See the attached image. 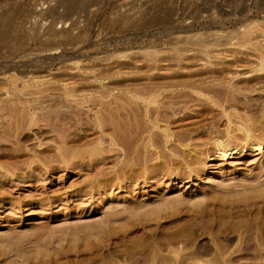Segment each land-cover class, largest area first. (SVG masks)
<instances>
[{
	"label": "rangeland",
	"instance_id": "rangeland-1",
	"mask_svg": "<svg viewBox=\"0 0 264 264\" xmlns=\"http://www.w3.org/2000/svg\"><path fill=\"white\" fill-rule=\"evenodd\" d=\"M262 44L264 0H0V116L8 122L0 120V264H264V185H257V178L264 184V144L259 151L240 146L237 155L219 157L212 137L206 135L184 142L174 137L164 140V133H178L181 128L184 133H242L239 128L247 121L251 133L264 142V68L258 67L259 57L264 56ZM233 74L237 76L234 83L252 85L254 92L235 97L218 89L213 94L216 88L211 84L201 87L208 89L203 96L184 89L179 91L186 93L184 97L173 95V99L166 92L158 104L173 99L181 112L177 119L165 112L168 119L166 115L159 118L156 133L151 124L144 123L142 112L143 116H136L139 123L135 117H130L134 122L128 118L125 106L131 100L121 98L120 102L115 96L91 102L104 116L102 129L92 123L94 111L82 110L60 91H50L53 97L45 93L50 96L40 97V103L56 98L54 110L59 109L62 124L49 119L44 109L37 116L41 121L29 128L30 114L24 109L27 97L6 99L7 87L14 83L21 87L32 78L52 88L72 82L95 88L100 83L135 85L138 80L152 84L181 82L182 78L183 82L204 77L220 80ZM140 81L136 86L148 84ZM217 104L226 106L236 118L223 116ZM78 107L81 111L76 113ZM69 112L79 117L70 118ZM128 120L134 124L130 126ZM9 122L21 123L22 129ZM114 122L123 124L122 132ZM6 126L7 132L13 131L3 133ZM56 126L64 127L52 132ZM132 126L143 133H134ZM148 126L155 134L152 146L148 145ZM129 127L132 133L126 131ZM151 151L154 154L149 155ZM206 155L212 160L205 159ZM168 181L169 185L164 184ZM248 184L256 188L252 194L244 193ZM239 194L257 198L236 203Z\"/></svg>",
	"mask_w": 264,
	"mask_h": 264
},
{
	"label": "bare ground",
	"instance_id": "bare-ground-1",
	"mask_svg": "<svg viewBox=\"0 0 264 264\" xmlns=\"http://www.w3.org/2000/svg\"><path fill=\"white\" fill-rule=\"evenodd\" d=\"M246 41V40H245ZM250 41V40H249ZM262 46H263V44H262ZM264 47V46H263ZM258 49V48H257ZM256 53H257V51H256ZM149 54V53H148ZM263 54V53H262ZM150 55H152V53L150 54ZM148 57V56H147ZM150 57V56H149ZM259 57V56H258ZM151 58H152V56H151ZM151 58H150V60H151ZM154 58V57H153ZM156 58H157V56H156ZM219 58V57H218ZM222 59V58H221ZM227 59V58H226ZM241 59V58H240ZM256 59H258V58H256ZM154 60H156V59H154ZM158 60V59H157ZM223 60V59H222ZM227 60H229V59H227ZM235 60V59H234ZM247 60V59H246ZM146 61V60H145ZM144 61V62H145ZM243 61V60H242ZM257 61V60H256ZM255 61V62H256ZM258 61H260V64H259V69H260V71L264 68L263 67V65H264V63H263V61H264V56H260L259 57V60ZM257 61V62H258ZM219 62V61H218ZM217 62V63H218ZM233 62V61H232ZM236 62V61H235ZM252 62V61H251ZM146 63V62H145ZM149 63V62H148ZM240 63V62H239ZM142 64V63H141ZM253 64V63H252ZM257 64V63H256ZM76 65V64H75ZM146 65V64H145ZM231 65V64H230ZM237 66V65H236ZM244 66V65H243ZM247 66H248V64H247ZM68 67V66H67ZM83 67V66H82ZM135 67V66H134ZM142 68V67H141ZM218 68V67H217ZM216 68V69H217ZM221 68V67H220ZM110 69V68H109ZM139 69H140V67H139ZM139 69L137 68V70L135 71V72H137L138 74L137 75H139V77H137V78H140V76L142 75V74H140V73H142V72H140L139 71ZM62 70V69H61ZM66 70V69H65ZM99 70V69H98ZM105 70H107V69H105ZM149 70V69H148ZM152 70V69H151ZM218 70V69H217ZM222 70V69H221ZM256 70H258V68L256 69ZM84 71H86V70H84ZM109 71V70H108ZM142 71V70H141ZM144 71V70H143ZM204 71V70H203ZM206 71V70H205ZM213 71V70H212ZM215 71V70H214ZM228 71V70H227ZM236 71V70H235ZM242 71H243V69H242ZM244 71H246V70H244ZM243 71V72H244ZM250 71V70H249ZM263 71V70H262ZM64 72V71H63ZM73 72V71H72ZM88 72V71H87ZM98 72V71H97ZM128 72V71H127ZM140 72V73H139ZM149 72V71H148ZM154 72H155V70H154ZM154 72H152L151 71V73H154ZM166 72V71H165ZM164 72V73H165ZM173 72V71H172ZM178 71H176V73H177ZM181 72V71H180ZM179 72V73H180ZM207 72V71H206ZM209 72V71H208ZM225 72V71H224ZM238 72V71H237ZM240 72V71H239ZM251 72V71H250ZM65 73V72H64ZM71 73V72H70ZM109 73V72H108ZM114 73V72H113ZM130 73H131V70H130ZM158 73V72H157ZM187 73V72H186ZM202 73V72H201ZM212 73H215V72H212ZM220 73H222V72H220ZM229 73V72H228ZM231 73H232V71H231ZM252 73V72H251ZM253 73H255V72H253ZM263 73V72H262ZM72 74V73H71ZM98 74V73H97ZM110 74V73H109ZM128 74V73H127ZM136 74V73H135ZM144 74H146V76H147V73L145 72ZM143 74V75H144ZM159 74H161V73H159ZM171 74V73H170ZM174 74V73H173ZM172 74V75H173ZM188 74V73H187ZM203 74V73H202ZM206 74V73H205ZM226 74V73H225ZM230 74V73H229ZM237 74V73H236ZM240 74V73H239ZM239 74H238V77H239ZM104 75V74H103ZM111 75H113V74H111ZM111 75H110V77H111ZM148 75H151V74H148ZM211 75V74H210ZM210 75H208V76H210ZM213 75V74H212ZM216 75V74H215ZM215 75L213 76V78L215 77ZM234 75V74H233ZM35 76V75H34ZM77 76V75H76ZM86 76V75H85ZM126 76V75H125ZM136 76V75H135ZM145 76V75H144ZM143 76V77H144ZM146 76H145V78H146ZM152 76V75H151ZM157 76V75H156ZM159 76V75H158ZM165 76H167V75H165ZM164 76V77H165ZM170 76V75H169ZM183 76H185V74L183 75ZM192 76H193V74H192ZM203 76V75H202ZM205 76V75H204ZM217 76H219V74L217 75ZM224 76V75H223ZM246 76H248V74L246 75ZM57 77V76H56ZM70 77V76H69ZM81 77V76H80ZM109 77V76H108ZM114 77V75L112 76V78ZM119 77V76H118ZM143 77H142V79H143ZM175 77H176V75H175ZM186 77H188V76H186ZM197 77H199V76H197ZM228 77V76H227ZM237 76H235L234 75V77L232 76L231 77V75H230V77L227 79L226 77H224V78H221L220 80H216L215 78V80L213 79L212 80V78L211 79H207V78H202V79H199L198 81L196 80V81H194V79H192V78H195V77H192L191 79H192V81H190V82H188L187 81V79H186V81L185 82H183L184 80H183V78H182V80H181V82H179L180 80H178L177 82H176V80H175V82H173V81H171V82H167V84L166 83H157V84H152L153 82H149L148 83V81H146L145 80V82L146 83H148V84H145L146 85V87H144V85L142 86L140 83H145L144 81H140V80H138V81H140L138 84H140L139 86H141L140 88H139V86L137 87L136 86V83L138 82H136L135 83V85H134V83L132 84V85H130V83H129V85L131 86H129V85H127V84H119V82H121V81H119L118 83H116V84H119V85H114L113 87L111 86V87H109V86H106L105 84H99V83H97V81L98 80H96V83L97 84H99V85H97L98 87H95V88H89L88 86H78V84H81V83H78L77 84V86H73V82L70 84V86L68 85V84H66V85H64V86H60L59 88H58V85H57V88H55L54 87V85H53V87L54 88H52V87H47L46 86V84L44 85V84H42V83H40V79H37V78H32V79H34V81H31V79H30V81H24V84H23V86H19V85H15L16 83H14L11 87H7L6 88V99H9L10 101H12L14 98H16V97H20L21 98V96H22V98H24V97H27L26 99H28V102H29V104H28V108H24V109H27L26 110V112H27V115L28 114H30L29 116H30V119H29V128H32L31 126L32 125H37L40 121H39V119H38V115H39V111H44V109L45 110H47V112L46 111H44L45 113V115H46V113L48 114V117H50L49 119H54V120H56L57 122L58 121H60V119H61V115L59 114L60 112H58L59 111V109H58V111H56V110H54L55 108V105H56V101H54V100H56V98L54 99V100H52L53 102H51V103H47V100L46 99H48V97L51 95L49 92L50 91H60L61 93H63V95L65 96V98L67 99V100H71L72 102H75V104H77V106H79L81 109L83 108L84 110L86 109V111L87 112H93L94 113V118H93V122L92 123H94V125L96 126V127H98L99 129L101 128H104V126H105V123L103 124V117L101 116V111L100 110H98V109H100V108H98V109H96L95 110V108H96V106L94 107V105H92V107L94 108H92L91 107V102H93V103H96L95 102V98H97V99H99L100 100V102H101V100H106V99H108L109 97L110 98H113L114 96L115 97H117V99H118V101H122V99L121 98H123V100L124 99H127L128 101H132L131 103L132 104H130L128 101H124V102H127L128 103V107L127 106H125L126 108H129V109H127L125 112L127 113L128 112V115L127 116H129L128 118L129 119H131L132 121H133V119L134 118H130L131 116L132 117H135V120H137V118H136V116H138V115H142V113H143V115H144V118L146 119V122H144V123H147L146 125H148V124H151L150 126H152V129H154L153 131H155V128H157V125H158V122L160 121L159 120V118L161 117V119H162V117H164V115H166V114H168V113H170L169 115L171 116H173V117H175L176 119H177V115L181 112H178V110H179V108H178V106L177 105H174V104H176V103H174V104H172V102H173V97L174 96H178V97H180V96H183L184 97V95L186 94H183V92H179V91H182V90H184V89H192V90H194L195 92L194 93H197L199 96H203L204 94H206V93H204V92H206V90H208V89H206L205 90V87L204 88H201L203 85H209V84H211V86L212 87H214V88H216V89H213L212 91H213V94H214V91L215 92H217V91H219V90H221V91H223V89L224 90H227L228 91V93L230 92L231 94H232V96H234L235 95V97H237L238 95H240V96H242L244 93H246L247 92V94H249L251 91H252V93L254 92V89H253V86L251 85V87H248V85H247V83H246V85L247 86H244L245 85V83L243 84V86L241 85H237L236 83H234V81H235V79L234 78H236ZM256 77H257V75H256ZM10 78H12V77H10ZM55 78V77H54ZM71 78V77H70ZM88 78V77H87ZM96 78H98V77H96ZM99 78H100V76H99ZM103 78V77H102ZM107 78V77H106ZM135 78V77H134ZM162 78V77H161ZM168 78V77H167ZM260 78V77H259ZM72 79V78H71ZM79 79V78H78ZM81 79H83V77L81 78ZM86 79V78H85ZM110 79V78H109ZM120 79V78H119ZM118 79V80H119ZM122 79V78H121ZM124 79V78H123ZM127 79V78H126ZM133 79V78H132ZM141 79V80H142ZM146 79H150L149 77L148 78H146ZM171 79V78H170ZM174 79V78H173ZM239 79V78H238ZM250 79V78H249ZM257 79V78H256ZM10 80V79H9ZM15 80V79H14ZM23 80V79H22ZM84 80V79H83ZM104 80V79H103ZM103 80L102 81H100V82H103ZM128 80V79H127ZM136 80V79H135ZM154 80V79H153ZM163 80V79H162ZM165 80V79H164ZM252 80V79H251ZM254 80H255V78H254ZM11 81V80H10ZM13 81V80H12ZM43 81V80H42ZM49 81V80H48ZM51 81V80H50ZM69 81V80H68ZM86 81V80H85ZM105 81V80H104ZM126 81V80H125ZM132 81V80H131ZM167 81V80H166ZM241 81V80H240ZM15 82V81H14ZM59 82V81H58ZM64 82V81H63ZM92 82V81H91ZM99 82V81H98ZM123 82H124V80H123ZM239 82V81H238ZM260 82H262V81H260ZM44 83V82H43ZM51 83V82H50ZM50 83H49V85H50ZM125 83V82H124ZM126 83H127V81H126ZM150 83H151V85H150ZM259 83V82H258ZM263 83V82H262ZM41 84V85H40ZM63 85V84H62ZM108 85H109V83H108ZM113 85V84H112ZM134 85V86H133ZM148 85V86H147ZM250 85V84H249ZM264 85V84H263ZM10 86V85H9ZM210 86V87H211ZM206 87H208L209 88V86H206ZM260 87V86H259ZM255 88V87H254ZM1 89V88H0ZM4 89V88H3ZM219 89V90H218ZM5 90V89H4ZM203 90H205L204 92H203ZM210 90H211V88H210ZM55 91V92H56ZM175 91H177V93H175ZM189 91V90H188ZM248 91H250V92H248ZM262 91V90H261ZM47 92H48V94H50L49 96L48 95H46L47 94ZM166 92H169V93H166ZM170 92H172V93H170ZM210 92V91H209ZM209 92H207V93H209ZM220 92V91H219ZM5 93V92H4ZM46 93V94H45ZM165 93H166V97L168 98V97H170V95L169 94H172L171 95V97L170 98H173L172 99V102L171 103H169L168 101V103L166 102V100L164 101V104H162L163 103V101H162V99L160 100V101H162V105H165V102H166V104H168L167 106H162V105H160V104H158L160 101L158 100V98L159 97H161V98H163V99H165L164 98V96H165ZM188 93V92H187ZM190 93V92H189ZM227 93V92H226ZM252 93H250V94H252ZM53 94V93H52ZM215 94H218V93H215ZM220 94V93H219ZM236 94H238L237 96H236ZM16 96V97H14L13 99H12V97L13 96ZM53 95H58V94H53ZM63 95L61 96V95H59L60 97H62V99H63ZM167 95H169V96H167ZM174 95V96H173ZM224 95V94H223ZM255 95V94H254ZM48 96V97H47ZM190 96V95H189ZM192 96V95H191ZM190 96V97H191ZM198 96V97H199ZM211 96V95H210ZM209 96V97H210ZM246 96V95H245ZM2 97H5L4 95L2 96ZM40 97H47L46 99H44L43 101H42V103H40L41 101V98ZM50 97H53L52 95L50 96ZM57 97V96H56ZM175 97V98H176ZM212 97H214V96H212ZM217 97H218V95H217ZM239 97V96H238ZM20 98H18L19 99V101H20ZM42 98V99H43ZM170 98H169V101H170ZM181 98V97H180ZM211 98V97H210ZM221 98V97H220ZM244 98V97H243ZM58 99V98H57ZM62 99H61V101H62ZM116 99V100H117ZM120 99V100H119ZM177 99V98H176ZM185 99V98H184ZM198 99V98H197ZM213 99V98H212ZM242 99V98H241ZM2 100V99H1ZM3 100H4V98H3ZM17 102H18V100L17 99H15ZM110 100V99H109ZM112 100V99H111ZM114 100L115 99H113V102H114ZM178 100V99H177ZM183 100V99H182ZM181 100V101H182ZM193 100V99H192ZM203 101H204V99H202ZM218 100V99H217ZM228 100V99H227ZM235 100V99H234ZM234 100H232V101H234ZM5 101V100H4ZM21 101H24V100H22L21 99ZM27 101V100H26ZM49 101V100H48ZM60 100L58 99V102H59ZM120 101V102H121ZM176 100H174V102H175ZM185 101V100H184ZM213 101V100H212ZM220 101H222L221 99H220ZM3 102V101H2ZM9 102V101H8ZM7 102V103H8ZM70 102V101H69ZM97 102H98V100H97ZM110 102H112V101H110ZM112 102V105L115 103H113ZM186 102V101H185ZM206 102H207V100H206ZM213 102H215V101H213ZM229 102V101H228ZM230 102H231V100H230ZM236 102V101H235ZM241 102V101H240ZM6 103V102H5ZM19 103V102H18ZM21 103V102H20ZM109 103V102H108ZM107 103V104H108ZM119 103V102H118ZM123 103V102H122ZM179 103H180V101H179ZM192 103V102H191ZM202 103V102H201ZM4 104V103H3ZM2 104V105H3ZM15 104V101H14V103H13V106H15L14 105ZM21 104H23V103H21ZM25 104H27V103H25ZM53 104H55V105H53ZM105 104V103H104ZM110 104V103H109ZM117 104V103H116ZM187 104V103H186ZM188 104H190V103H188ZM187 104V105H188ZM212 104V103H211ZM218 104H220V103H218ZM217 104V105H218ZM224 104V103H223ZM231 104V103H230ZM233 104V103H232ZM238 104V103H237ZM1 105V106H2ZM12 104L10 103V106H11ZM38 105H39V107H38ZM60 105V104H59ZM97 105V104H96ZM118 105V104H117ZM159 105V106H158ZM178 105H180V104H178ZM210 105V104H209ZM221 105V104H220ZM220 105H218V107H222V106H220ZM7 106V105H6ZM9 106V105H8ZM7 106V107H8ZM64 106H65V104H64ZM70 106V105H69ZM72 106V105H71ZM76 106V105H75ZM99 106V105H98ZM101 106V105H100ZM109 106V105H108ZM114 106H115V104H114ZM123 105H121V107H122ZM177 106V107H176ZM183 106V105H182ZM224 106V105H223ZM249 106V105H248ZM5 107V106H4ZM17 107V106H16ZM20 106H18V108H19ZM57 107V106H56ZM61 107V106H60ZM74 107V106H73ZM77 108L76 110H77V112L76 113H79L80 111H81V109L80 108ZM104 107V106H103ZM117 107V106H116ZM119 107V106H118ZM121 107H119V108H121ZM184 107H186V105L184 106ZM192 107H193V104H192ZM226 107V106H225ZM225 107H222L223 109L221 110L222 111V113L223 114H225V115H223V116H227L228 118H230V117H232V114L228 111L229 109H225ZM257 107V106H256ZM6 108V107H5ZM11 108V107H10ZM9 108V109H10ZM65 108V107H64ZM64 108H62V109H64ZM107 108V107H106ZM123 108H124V106H123ZM126 108H124V109H126ZM203 108H205V107H203ZM233 108V107H232ZM7 109V108H6ZM21 109V108H20ZM82 109V110H83ZM109 110H110V107L108 108ZM112 109H114V107L112 108ZM111 109V110H112ZM118 109V108H117ZM122 109V108H121ZM120 109V110H121ZM124 109L122 110V111H124ZM185 109V108H184ZM187 109V108H186ZM208 109V108H207ZM14 110H16V109H14ZM14 110H12V112L14 111ZM67 110H70V109H67ZM98 110V111H97ZM103 110V109H102ZM216 110V109H215ZM242 110V109H241ZM2 111V110H1ZM17 111V110H16ZM18 111H20V110H18ZM74 111H75V108H74ZM114 111V110H113ZM231 111V110H230ZM245 111V110H244ZM248 111V110H247ZM10 112V111H9ZM11 112V113H12ZM23 112H25V110L23 111ZM68 112V111H67ZM67 112H66V114H67ZM103 112V111H102ZM105 112V111H104ZM103 112V113H104ZM124 112V113H125ZM142 112V113H141ZM165 112H166V114H165ZM214 112V111H213ZM6 113V112H5ZM41 113V112H40ZM70 113L72 114V115H70ZM75 113V112H74ZM82 113V112H81ZM106 113V112H105ZM115 113H116V111H115ZM118 113V112H117ZM121 113V112H120ZM119 113V114H120ZM141 113V114H140ZM210 113V112H209ZM235 113V112H234ZM3 114V113H2ZM10 114V113H9ZM9 114H7V115H9ZM15 114L17 115V112H15ZM43 114V113H42ZM43 114V115H44ZM65 114V113H64ZM83 114V113H82ZM206 114V113H205ZM204 114V115H205ZM221 114V113H220ZM13 115V114H12ZM11 114H10V116H12ZM69 115H70V118H72L71 116H75V115H73V112H69ZM79 115V114H78ZM116 115V114H115ZM114 115V116H115ZM118 115V114H117ZM142 115V116H143ZM181 115V114H180ZM186 115V114H185ZM188 115H189V113H188ZM222 115V114H221ZM235 114H233V116H234ZM239 115H240V113H239ZM238 115V116H239ZM25 116H26V113H25ZM28 116V117H29ZM83 116V115H82ZM88 116V115H87ZM109 116H110V114H109ZM119 116V115H118ZM123 116H125V115H123ZM127 116H125V117H123V118H126ZM141 116V117H142ZM170 116H169V118H170ZM171 116V117H172ZM214 116V115H213ZM217 116V115H216ZM242 116V115H241ZM9 117V116H8ZM13 117V116H12ZM11 117V119L13 120V118H15V117H13L12 118ZM18 117V116H17ZM45 117V116H44ZM66 117V116H65ZM76 117H79V116H77L76 115ZM111 117V116H110ZM117 117V116H116ZM140 117V118H141ZM166 117H167V115H166ZM181 117V116H180ZM6 118V117H5ZM23 118V117H22ZM39 118H40V115H39ZM69 118V119H70ZM86 118H88V117H86ZM113 119H114V117H112ZM119 118H121V116L119 117ZM175 118H173V119H175ZM184 118V117H183ZM235 118H236V115H235ZM243 118H245V117H243ZM242 117H241V119H243ZM253 118V117H252ZM251 118V119H252ZM10 119V118H9ZM26 119V118H25ZM44 119V118H43ZM65 119V118H64ZM68 119V120H69ZM112 119V120H113ZM116 119V118H115ZM165 119V118H164ZM163 119V120H164ZM167 119H168V117H167ZM167 119H165L166 121H168ZM180 119V118H179ZM219 119V118H218ZM227 119V118H226ZM246 119H247V117H246ZM249 119V118H248ZM247 119V120H248ZM257 119V118H256ZM0 120L2 121V120H4L5 121V119H4V116H0ZM18 119H16L15 121H17ZM20 120V119H19ZM18 120V122H20ZM46 120H48V119H46ZM54 120H52V122H51V124L52 123H54L53 121ZM65 120H67V119H65ZM81 121L82 119L81 118H78L77 119V121ZM121 120H123V119H121ZM120 120V121H121ZM125 120V119H124ZM127 120V119H126ZM125 120V123L127 122ZM131 120H128V121H131ZM134 120V121H135ZM191 120V119H190ZM189 120V121H190ZM255 120V119H254ZM264 120V119H263ZM7 121H8V118H7ZM43 121V120H42ZM55 121V122H56ZM61 121H64V120H61ZM61 121L59 122V123H61ZM72 121V119L70 120V122ZM76 121V120H75ZM76 121V122H77ZM108 121V120H107ZM114 121V120H113ZM119 121V120H118ZM130 122L131 124H130V126L132 125V124H134L133 122ZM172 121V120H171ZM240 121V120H239ZM242 121V120H241ZM248 121H250L251 122V120H248ZM6 122V121H5ZM5 122L3 123V124H5ZM26 121H24V123H25ZM56 122V123H57ZM65 122V121H64ZM83 122V121H82ZM85 122V121H84ZM116 122V121H115ZM114 122V123H115ZM122 122V121H121ZM136 122H138L139 123V121L137 120ZM135 122V123H136ZM161 122V121H160ZM168 122H170V119H169V121ZM230 122H231V120H230ZM259 122V121H258ZM8 122H6V124H7ZM15 123V122H14ZM23 123V122H22ZM23 123V124H24ZM27 123V122H26ZM44 123V122H43ZM47 123V122H46ZM68 123H69V121H68ZM78 123H80V122H78ZM77 123V124H78ZM114 123H112V124H114ZM118 123V122H117ZM124 123V124H125ZM127 123H129V122H127ZM125 124V126L127 127V126H129V124ZM137 123V124H138ZM178 123H180V122H178ZM177 123V124H178ZM183 123V122H182ZM232 123V122H231ZM256 123H257V121H256ZM9 124H11L12 125V127L14 126V128H18V129H20L21 127H22V125H21V123H18L17 124V126H16V124H12V123H10L9 122ZM48 124V123H47ZM62 124V123H61ZM66 124V123H65ZM70 124V123H69ZM81 124V123H80ZM84 124V123H83ZM116 124V123H115ZM166 124V123H165ZM168 124V123H167ZM172 124V123H171ZM206 124V123H205ZM205 124H203V125H205ZM230 124V123H229ZM238 124V123H237ZM244 124V121H243V123L241 124V125H243ZM249 123L246 121V123L244 124V126H241L240 128H239V130L242 132V133H193V132H187V133H184L185 131H183L184 129H178V130H180L178 133H164V140L166 141V142H169V141H171L172 140V138L173 139H177V140H180V141H183L184 142V140L186 141L187 139H191V137H202V136H207V137H212L211 139H213V141H214V146L216 147L215 149H216V154H218V156L219 157H225V156H232V155H237L238 153H239V150L240 149H238V147H240V146H243V148H247V149H249V147L251 148V149H253L254 151H259V150H261L262 149V145L264 144V142L262 141V140H260L261 138H258L257 136L258 135H255L254 133H251V124H250V126L248 125ZM253 124V123H252ZM255 124V123H254ZM259 124V123H258ZM2 125V124H1ZM11 125H10V127H11ZM52 125H54V124H52ZM56 125V124H55ZM58 126H59V124H57ZM64 125V124H63ZM75 125V124H74ZM104 125V126H103ZM117 125V124H116ZM116 125H114L115 126V128H117L116 127ZM119 125V126H118ZM117 126L118 127H120V125H121V128H120V130H119V128H117V130H119V131H121V130H123V127H122V123H120V124H118ZM139 125L140 124H138V127H139ZM160 125V124H159ZM173 125V124H172ZM175 125V124H174ZM186 125V124H185ZM193 125V124H192ZM209 125V124H208ZM214 125V124H213ZM212 125V126H213ZM256 125V124H255ZM41 126V125H40ZM39 126V127H40ZM46 126H48V125H46ZM60 126H62V125H60ZM67 126V125H66ZM73 126V125H72ZM72 126L70 127L69 126V128H72ZM90 126V125H89ZM94 126V127H95ZM125 126H124V130L126 129L125 128ZM134 126H136L137 127V125L135 124ZM134 126H132V127H134ZM141 126V125H140ZM180 126V125H179ZM209 126H211V125H209ZM215 126H217V124L215 125ZM257 126V125H256ZM262 126V125H261ZM264 126V125H263ZM7 127L8 126H6V128L4 127V130L5 129H7ZM25 127V126H24ZM34 127V126H33ZM50 128H51V126H49ZM64 127V126H63ZM63 127H61V128H63ZM75 127V126H74ZM88 127V126H87ZM109 127V126H108ZM113 127V126H112ZM144 127V126H143ZM162 127V126H161ZM168 127V126H167ZM186 127V126H185ZM198 127V126H197ZM258 128H259V126H257ZM257 127H255V128H257ZM2 128V130H3V127H1ZM9 128V127H8ZM45 128V127H44ZM48 128V127H47ZM61 129L60 127H54V129L52 130V132H55L56 130H58V129ZM66 128V127H65ZM69 128L66 130V132H68L69 131ZM77 128V127H76ZM107 128V127H106ZM110 128V127H109ZM130 128V130H126V131H130L131 133L133 132V131H131V127H129ZM140 128V127H139ZM148 128V129H147ZM146 128V133H147V131H148V133H149V140H148V145L149 146H152L151 145V143L153 142V135H155V134H153L152 135V130H149V126ZM169 128V127H168ZM186 128H188V127H186ZM195 128V127H194ZM205 128V127H204ZM233 128V127H232ZM11 129V128H10ZM17 129V130H18ZM22 129V128H21ZM80 129V128H79ZM82 129V128H81ZM113 129V128H112ZM142 129V128H141ZM162 129V128H161ZM164 129V128H163ZM170 129V128H169ZM192 129V128H191ZM207 129V128H206ZM212 129V128H211ZM211 129H210V131H211ZM216 129H217V127H216ZM219 129V128H218ZM7 130H9V129H7ZM12 131H13V129H11ZM11 130H10V132H11ZM36 130H38V129H36ZM40 130H42V128H40ZM39 130V131H40ZM51 130H50V133H52L51 132ZM55 130V131H54ZM72 130V129H71ZM70 130V131H71ZM95 130V129H94ZM110 130V129H109ZM116 130V129H115ZM133 130L135 131V127L133 128ZM138 129L136 128V131H137ZM144 130V132H145V129H143ZM175 130V129H174ZM173 130V131H174ZM176 130H177V128H176ZM198 130V129H197ZM238 130V129H237ZM256 130V129H255ZM21 131V130H20ZM47 131H49L48 129H47ZM59 131H61V130H59ZM62 131L64 132L65 130L64 129H62ZM77 131V130H76ZM101 131V130H100ZM111 131V130H110ZM113 131H114V129H113ZM134 132V133H139L140 131L138 130L137 132ZM187 131H188V129H187ZM191 131V130H190ZM212 131H214V130H212ZM216 131V130H215ZM258 131V130H257ZM7 131L5 130V131H3V133H6ZM9 131L7 132V133H10ZM34 132H36V131H34ZM44 132H45V130H44ZM109 132V131H108ZM116 133H118L117 131H115ZM114 132V133H115ZM122 132V131H121ZM121 132H119L120 134H122ZM129 132V133H130ZM200 132V131H199ZM22 133V132H21ZM40 133H43V132H40ZM45 133H47V132H45ZM49 133V132H48ZM56 133H57V131H56ZM69 133V132H68ZM125 133V132H124ZM133 133V134H134ZM140 133H143L142 131L140 132ZM155 133H156V131H155ZM258 134H260V132H257ZM264 133V132H263ZM262 133V134H263ZM37 134H38V132H37ZM76 134V133H75ZM100 134V133H99ZM126 134V133H125ZM133 134H131V136L133 135ZM161 134V133H160ZM5 135V134H4ZM44 135V134H43ZM115 135V134H114ZM123 135V134H122ZM144 135V134H143ZM38 136V135H37ZM111 136H113L112 134H111ZM119 136V135H118ZM117 135H116V137H118ZM134 136V135H133ZM136 136V135H135ZM139 136V135H138ZM263 136V135H262ZM261 136V137H262ZM40 137L42 138V135L40 134ZM103 137V136H102ZM115 137V138H116ZM127 137V136H126ZM145 137V136H144ZM157 137V136H156ZM161 137H162V135H161ZM190 137V138H189ZM46 138H48V137H46ZM114 138V137H113ZM130 138V137H129ZM139 138V137H138ZM141 138V137H140ZM143 138V137H142ZM134 139L136 140V138L134 137ZM155 139V138H154ZM158 139H160L159 137H158ZM163 139V138H162ZM193 139V138H192ZM197 139V138H196ZM201 139V138H200ZM202 139H203V137H202ZM116 140H118L117 138H116ZM120 141V140H119ZM125 141H126V139H125ZM139 141V140H138ZM143 141V140H142ZM173 141H175V140H173ZM63 142V141H62ZM65 142V141H64ZM123 142V141H122ZM121 142V143H122ZM212 142V141H211ZM233 142H236V143H234V145H230L231 143L233 144ZM119 143V142H118ZM133 143V142H132ZM145 143H147V142H145ZM156 143V142H155ZM187 143V142H186ZM209 143V142H208ZM100 144V143H99ZM111 144H112V140H111ZM123 144V143H122ZM135 144V143H134ZM159 144V143H158ZM157 144V145H158ZM161 144V143H160ZM159 144V145H160ZM181 144H182V142H181ZM213 144H212V146H213ZM60 145H61V143H60ZM124 145V144H123ZM130 145H131V143H130ZM173 145V144H172ZM65 146H66V144H65ZM65 146H64V148H65ZM113 146V145H112ZM122 145H120V147H121ZM163 146V145H162ZM169 146V145H168ZM205 146V145H204ZM207 146V145H206ZM71 147V146H70ZM144 147V146H143ZM161 147V146H160ZM172 147V146H171ZM170 147V148H171ZM211 147V146H210ZM124 148V147H123ZM156 148H159V147H156ZM164 148V147H163ZM173 148V147H172ZM242 148V147H241ZM62 149H63V146H62ZM148 149V148H147ZM160 149V148H159ZM263 149H264V147H263ZM3 150V149H2ZM65 150V149H64ZM125 150H126V148H125ZM137 150H139V149H137ZM136 150V151H137ZM149 150V149H148ZM172 150V149H171ZM181 150V149H180ZM206 150V149H205ZM213 150V149H212ZM62 150H60V152H61ZM129 151V150H128ZM204 151V150H203ZM140 152V151H139ZM164 152V151H163ZM175 152V151H174ZM195 152V151H194ZM196 153V152H195ZM194 153V154H195ZM129 154H131V153H129ZM149 155L150 154H154V153H152V151L151 152H149L148 153ZM156 154V153H155ZM212 154V153H211ZM60 155V154H59ZM64 155V154H63ZM128 155V154H127ZM147 155V154H146ZM164 155V154H163ZM199 155V154H198ZM130 156V155H129ZM152 156V155H151ZM169 156V155H168ZM183 156V155H182ZM188 156V155H187ZM194 156V155H193ZM207 156V155H206ZM124 157H126V156H124ZM128 157V156H127ZM131 157V156H130ZM147 157V156H146ZM162 157V156H161ZM161 157H158V158H161ZM197 157V156H196ZM152 158V157H151ZM212 156L210 155V156H207V158H205V159H208V161H211L212 160ZM155 159H156V157H155ZM171 159H173V158H171ZM186 159V158H185ZM191 159V158H190ZM137 160H138V158H137ZM164 160V159H163ZM165 160H166V158H165ZM177 160V159H176ZM192 160H195V159H192ZM160 161V160H159ZM186 161V160H185ZM203 161V160H202ZM126 162V161H125ZM125 162H123V163H125ZM173 162H174V160H173ZM176 163V162H175ZM174 163V164H175ZM181 163V162H180ZM192 163H193V161H192ZM198 163H200V162H198ZM146 164V163H145ZM149 164V163H148ZM191 164V163H190ZM196 164V163H195ZM142 165V164H141ZM157 165V164H156ZM161 165H162V163H161ZM160 165V166H161ZM204 165H205V163H204ZM123 166V165H122ZM148 166V165H147ZM155 166V165H154ZM159 166V165H158ZM167 166V165H166ZM169 166V165H168ZM126 167V166H125ZM125 167H123V169L125 168ZM163 167V166H162ZM155 168V167H154ZM150 169V168H149ZM160 169H162V168H160ZM164 169H166V168H164ZM178 169V168H177ZM176 170V169H175ZM182 170V169H181ZM180 170V171H181ZM192 170V169H191ZM119 171V170H118ZM136 171V170H135ZM134 171V172H135ZM147 171V170H146ZM158 171V170H157ZM162 171V170H161ZM161 171H160V174H161ZM167 171V170H166ZM165 171V172H166ZM172 171H174V170H172ZM178 171V170H177ZM127 172V171H126ZM163 172V171H162ZM122 173V172H121ZM125 173V172H124ZM133 173V172H132ZM189 173V172H188ZM197 173V172H196ZM123 174V173H122ZM122 174H121V176H122ZM156 174H158V173H156ZM168 174V173H167ZM260 174V173H259ZM120 175V174H119ZM154 176V175H153ZM264 176V175H263ZM126 177V176H125ZM158 177H159V175H158ZM164 177V176H163ZM156 178V177H155ZM261 178V177H260ZM263 178V177H262ZM152 179V178H151ZM157 179H159V178H157ZM259 181L257 182V181H255V182H257V185H260V186H263L264 184H263V182L261 183L260 182V179L259 178H257ZM155 180V179H154ZM153 180V181H154ZM249 180V179H248ZM159 182H161V181H159ZM169 182L170 181H168V182H165L164 184H166V185H169ZM260 182V183H259ZM168 183V184H167ZM252 183V182H251ZM252 184H254V182L252 183ZM223 185V184H222ZM249 185V184H248ZM224 186V185H223ZM227 186H229V185H227ZM244 186V185H243ZM247 186V185H246ZM245 186V188H246V190L244 191V193L245 194H247L248 192H251V194L253 193V190H254V192L256 191L255 189V187L254 186H252L251 184L249 185V186H252V187H254V188H251V187H246ZM256 186V185H255ZM229 188V187H228ZM226 186H225V189H228ZM247 188H251V189H247ZM260 188H262V187H260ZM263 189V188H262ZM252 190V191H251ZM225 191V190H224ZM223 191V192H224ZM227 191V190H226ZM229 191V190H228ZM231 191H233V190H231ZM230 191V192H231ZM263 191V190H262ZM222 192V195L224 194ZM238 192V191H237ZM257 192H259L258 190H257ZM261 193V192H260ZM240 194H242V193H240ZM239 194V195H240ZM240 195L241 197H238L239 199H237L236 200V203H238L237 201H239V202H245V201H247V200H250L251 198H254L255 199V197L256 196H254V197H246V195ZM249 194V193H248ZM257 194V193H256ZM214 195V194H213ZM217 195V194H216ZM221 194H219V196H220ZM226 195V194H225ZM229 195V194H228ZM234 195V194H233ZM237 195V194H236ZM238 195V196H239ZM262 195H264V194H262L261 193V197H262ZM232 196V195H231ZM259 197H260V194L258 195ZM214 196H212V198H213ZM223 197H224V195H223ZM234 197V196H233ZM258 197V198H259ZM260 197V198H261ZM205 198H206V196H205ZM208 198H210L211 199V195H210V197H208V195H207V199ZM236 198V197H235ZM248 198H250V199H248ZM257 198V197H256ZM210 199H208V200H210ZM222 199H224V198H222ZM226 199V198H225ZM228 199H229V197H228ZM234 199V198H233ZM253 200V199H252ZM256 200V199H255ZM259 200V199H258ZM213 201V200H212ZM215 201V200H214ZM226 201V200H225ZM229 201V200H228ZM220 202V201H219ZM222 202V201H221ZM227 202V201H226ZM231 202H233V203H235L234 201H231ZM249 202V201H248ZM255 202V201H254ZM244 206V205H243ZM253 206V205H252ZM252 206H251V208H252ZM256 206V205H255ZM98 207V206H97ZM230 207V206H229ZM231 207H233V206H231ZM235 207H237V206H235ZM254 207V206H253ZM259 207V206H258ZM257 207V208H258ZM248 208V207H247ZM235 209V208H234ZM240 209V208H239ZM254 209V208H253ZM252 209V210H253ZM251 210V209H250ZM255 210H256V207H255ZM239 211V210H238ZM257 211V210H256ZM232 212H234V211H232ZM235 213V212H234ZM251 215V214H250ZM255 215V214H254ZM251 216H253V215H251Z\"/></svg>",
	"mask_w": 264,
	"mask_h": 264
}]
</instances>
